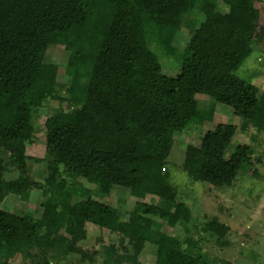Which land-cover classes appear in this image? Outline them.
Masks as SVG:
<instances>
[{
	"label": "trees",
	"instance_id": "1",
	"mask_svg": "<svg viewBox=\"0 0 264 264\" xmlns=\"http://www.w3.org/2000/svg\"><path fill=\"white\" fill-rule=\"evenodd\" d=\"M254 8V0H0V202L38 194L57 213L47 226L33 210L0 207V264L70 255L80 264H142L151 247L155 264H229L191 237L194 213L179 194L185 184L174 179L178 164L162 161L167 144L185 152L175 138L184 134L198 140L185 190L200 184L230 196L240 173L256 174L264 94L251 76L236 75L263 45ZM53 46L63 49L66 82L60 65L35 58ZM216 105L239 122L201 128ZM45 108L54 115L44 121L45 154L36 158L27 147ZM238 134L250 142L229 153ZM86 183L124 187L142 201L133 213L99 201ZM146 185L169 199L145 201ZM66 194L83 197L69 203ZM89 225L127 236L133 252L81 248L86 238L71 231ZM228 230L206 225L202 235L224 239Z\"/></svg>",
	"mask_w": 264,
	"mask_h": 264
},
{
	"label": "rangeland",
	"instance_id": "2",
	"mask_svg": "<svg viewBox=\"0 0 264 264\" xmlns=\"http://www.w3.org/2000/svg\"><path fill=\"white\" fill-rule=\"evenodd\" d=\"M254 20L259 26H264V0H254ZM179 45L184 44L185 39L179 37L177 41ZM264 41L261 49H256L254 54L244 63L240 69L236 71V75L240 78H251L260 87V95L264 94ZM35 58L43 63H51L60 65L59 80L66 82V75L63 67V49L58 46L38 49L34 52ZM254 83V84H255ZM200 108L209 110L212 104L205 98L200 97ZM54 115V110L45 108L41 109L37 114L38 128L34 139L27 147L28 154L32 157L42 158L45 154L46 140L44 121ZM234 123L237 124L239 119L234 116L230 107L224 105L214 106V113H204L201 122V128H210L218 123ZM23 123L11 135L16 137L21 127L26 126ZM178 141L184 143L185 152H182L177 144L171 151L170 144L164 148L162 164H178L174 167L173 175L178 184H185L179 194L192 208L193 232L191 237L198 240L200 246L204 247L216 258L223 260L229 264H264V141H260L255 148L253 159L256 164V174L240 173L235 181L236 193L230 196L222 190L214 187H204L203 185L191 186L188 191L186 187L192 184L189 173L192 166L195 147L197 146L196 136H187L178 134L175 137ZM240 142H250L249 135H236L228 149L232 152L236 145ZM182 148V147H181ZM165 162V163H163ZM165 168H167L165 166ZM86 187L92 190L94 197L99 201L117 205L122 209H126L135 213L138 210L142 200L134 197L131 192L124 188L114 185L94 186L86 183ZM145 201L149 202L155 199H169L167 191L162 187L154 185H146ZM188 192V193H186ZM66 194L64 200L69 203H75L82 198ZM0 207L7 209L16 215H22L24 212L33 210L43 219L47 226H52L56 220L57 213L41 206L40 199L34 195L30 201L23 202L19 197H7L0 202ZM171 225V223H170ZM206 225L215 226L221 229L228 227L227 236L224 239H217L203 236V228ZM71 233L80 234L86 238L80 242L81 248L99 250L103 245L114 244L120 253L131 254L133 252L129 242V238L123 234L110 232L104 229L87 226L84 233L79 232L77 228ZM180 236L185 234L178 231ZM155 247H151L148 253L140 257L142 264H155ZM12 264H21V260H16ZM50 264H80L76 255H70L65 261H55Z\"/></svg>",
	"mask_w": 264,
	"mask_h": 264
}]
</instances>
